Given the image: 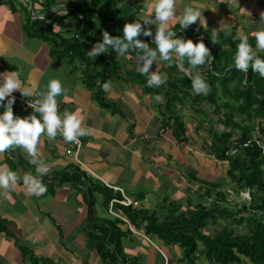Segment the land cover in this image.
Here are the masks:
<instances>
[{"label":"crops","instance_id":"0c3cea01","mask_svg":"<svg viewBox=\"0 0 264 264\" xmlns=\"http://www.w3.org/2000/svg\"><path fill=\"white\" fill-rule=\"evenodd\" d=\"M94 1L97 0H0V73L19 71L20 79L37 92L45 91L50 79H60L68 91L57 98L59 112L79 111L83 126L93 129L90 135L80 137L82 147L78 154L74 144L62 136L49 140L42 135L38 149L49 167L42 180L49 189L39 196L29 193L23 184L25 173L36 174L23 148L14 146L0 153V169L15 171L18 176L16 185L7 189L0 187V264H36L33 257L40 260L39 264H105L90 234L93 227L102 226L98 223L104 221L105 214L112 216L110 206L104 203L105 196L99 189H94L90 197L80 176L81 184H78L62 181L65 174L76 172L78 175L77 170H81L104 187L122 189L138 206L150 207L149 210H156L161 217L170 214L171 204L187 211V194L199 188L188 183L192 173L201 172V162L192 161L200 154L191 149L199 143L193 128L198 122L194 120L187 126L190 140L188 150H184L185 146L178 142L170 126H165L167 118H171L170 125L175 121L167 108L168 98L163 94L164 101L156 102L138 82L141 77L137 80L131 75L140 73L136 59L130 58L125 75H108L95 82L103 89V83L111 81L109 90L103 89L109 108L99 103L89 86L86 62L59 63L50 55L49 26L55 21L53 32L73 37L78 16L75 8L85 9ZM143 3L144 0H117L115 6L131 8V12L139 10L143 20ZM187 5L199 9L203 15V24L197 20L187 28L190 32L202 29L237 39L240 34L254 38L251 33L264 28V0H176L177 16ZM117 21L107 26L121 24V20ZM123 21L131 23L132 20L127 17ZM169 24L174 30L179 22L173 18ZM166 65L162 62L157 66L154 62L150 71L164 72ZM13 94L21 93L17 90ZM152 100L156 106L153 110L149 107ZM193 137L198 140L193 141ZM206 152L202 153L207 156L204 159L208 165L207 161L212 158ZM142 194H145L143 200ZM113 212L127 218L120 210ZM143 229L124 241L126 252L142 256L145 264H167L164 246L159 247L157 240L149 243ZM25 251L28 252L25 254ZM174 252L182 256L179 248Z\"/></svg>","mask_w":264,"mask_h":264},{"label":"trees","instance_id":"16d2710c","mask_svg":"<svg viewBox=\"0 0 264 264\" xmlns=\"http://www.w3.org/2000/svg\"><path fill=\"white\" fill-rule=\"evenodd\" d=\"M116 3L117 0H97L85 9L75 8L78 16L73 37L66 38L53 32L55 21L47 30L51 38L47 40L50 55L59 63L75 65L78 60L86 62L89 67L87 82L95 91L96 99L105 107L111 105L106 101L103 89L97 87L95 82L108 75H125L126 64L136 59V52L130 50L128 55L120 57L109 49V52L93 58L87 55V51L102 40L105 30L114 37L123 36V28L129 23L123 19L130 17L131 23L137 19L143 23L139 10L131 12L130 7L117 9ZM117 20H121V24L107 26L109 22ZM40 24L42 22H38ZM145 28H151L155 34V26L145 25ZM173 31L179 33L177 37L192 39L194 43L203 40L212 57L217 51L214 62L209 58L204 65L193 69L185 58L182 64L184 70L180 71L179 64H175L177 73L174 76L167 67L161 72L167 75V82L153 88L147 86V76L137 72L131 75L136 79L141 77L137 80L145 85L146 94L153 97L166 95L169 113L174 115L172 108L179 104V107L188 108L193 120L200 123L197 130L202 132L203 126L209 125L211 140L209 138L202 152L208 150L206 154L212 159L206 160L208 165H205V159L201 161L204 172L201 170L197 174L195 171L189 176L188 183L199 188L187 194V211L181 213L180 205L171 204L170 214L161 217L142 205L126 207L117 204L116 208L127 216L129 223L115 217L110 220L105 218L98 223L102 224L101 227H93L90 237L94 243L97 242L96 251L105 264H145L142 256L129 255L124 243L142 227L149 243L157 240L159 247L164 246L167 264H199L202 258L210 264H264V77L251 68L248 72L235 68L234 56L239 41L234 36L223 33L214 35L202 29L190 32L187 28L182 29L180 24ZM199 36L204 37L195 41ZM213 36L215 42L211 39ZM139 39L149 43L152 48L156 47L151 36L141 35ZM249 43L255 48V38H249ZM258 55L264 58V54ZM94 71L98 72L92 75ZM195 74H200L209 84L207 95L193 93L191 77ZM186 100L190 105L185 103ZM169 118L165 126H170L175 138L184 146L190 140L187 125L180 117H175L170 125ZM200 156L207 158L204 154ZM206 171H209L208 175H204ZM77 172L78 175L76 172L65 174L62 181L81 184L80 176L89 196L92 197L94 189H99L108 207L116 197L123 199L120 192L92 181L94 179L81 170ZM203 175L204 179L200 181L197 176L202 178ZM227 179L234 186H229ZM248 193L249 197H243L242 203L233 198ZM144 195H141V200ZM124 225L126 229H122ZM175 248L182 252L181 257L174 252ZM33 258L36 264L40 263L38 258Z\"/></svg>","mask_w":264,"mask_h":264},{"label":"clouds","instance_id":"9594fccd","mask_svg":"<svg viewBox=\"0 0 264 264\" xmlns=\"http://www.w3.org/2000/svg\"><path fill=\"white\" fill-rule=\"evenodd\" d=\"M175 4L176 0H144L143 23L137 19L135 22L125 24L123 36L114 37L105 30L102 40L95 43L91 50L87 51V55L96 58L100 54L109 52V49H112L120 57L128 55L130 50L136 52L138 71L147 76L149 88L159 87L167 82L166 74L150 71L154 62L158 66L160 63L170 61L173 58L181 62L187 58L193 69L204 65L209 58L213 59L214 57L210 54V49L203 40L194 43L192 39L186 40L183 37H177V33L171 30L169 24L173 18L179 22L182 29L188 28L197 20L203 24L201 21L202 12L191 5H187L182 13L177 16ZM53 11L58 10L53 9ZM262 21H264V14H262ZM145 25H156L155 34L153 35L151 28L146 29ZM141 35L153 37L156 47L152 48L149 43L139 39ZM251 35L255 38V48L249 43L247 34L238 35L239 43L236 45L234 66L242 72H248L251 68L253 72L264 77V58L258 55V52H264V28L252 32ZM211 39L215 42L214 36ZM20 76L21 73L17 70L0 73V108L3 109L0 112V153L14 146L23 148L30 157L29 163L35 166L36 173L35 175L31 172L25 173L22 177L23 184L29 193L39 196L47 191V186L43 183L42 178L49 172V167L41 159L38 149L42 135H46L49 140H54L59 135L66 142L78 144L79 138L90 135L93 129L83 126V117L79 111L65 110L63 113L59 112L57 98L65 95L68 91L60 79H50L45 86L46 90L37 92L32 86L25 84ZM191 84L194 94H208L210 86L200 74L191 77ZM110 87L111 81L103 83L105 91H108ZM17 90L23 97L31 98L28 100V107L33 110L31 115L26 117L15 115L18 113L13 110L16 103V97L13 93ZM154 99L159 103L163 102L165 98L157 94ZM17 182L18 176L15 171L0 169V187L7 189L16 185ZM122 196V200H124L126 197L124 192ZM131 201L133 205L130 206H138V203ZM115 210L119 211L116 206ZM116 214L118 216L111 213L115 218L128 221L127 218Z\"/></svg>","mask_w":264,"mask_h":264},{"label":"rangeland","instance_id":"374dc122","mask_svg":"<svg viewBox=\"0 0 264 264\" xmlns=\"http://www.w3.org/2000/svg\"><path fill=\"white\" fill-rule=\"evenodd\" d=\"M73 35L75 34V32L74 33H72ZM252 38V37H251ZM177 63L179 64V70L181 69V70H184V67L182 66V64H184L185 63V60H183L182 62L181 61H178L177 59L176 60H170V61H167L165 64H167V67L169 68L168 70H170V71H168L169 73L170 72H172L173 73V75L175 76V74L174 73H177V69L174 67L175 66V64H176V66H177ZM188 65V64H187ZM180 70V71H181ZM156 71H158L159 72V69H157ZM98 72V71H97ZM97 72L96 71H94V72H92L91 74L92 75H95V74H97ZM172 79V78H171ZM173 80V79H172ZM169 86H170V84H169ZM144 89L146 88L145 87V85H143L142 86ZM165 93V92H164ZM164 96H166V95H164ZM167 97V96H166ZM151 106H149L150 107V109L151 110H153V107L155 108L156 106H155V104H154V101L152 100L151 101ZM185 103H188V105H190V102L188 101V100H186L185 101ZM178 106H179V104L178 105H175L172 109L174 110V117H180L181 118V120L188 126V125H190L189 123H193L194 122V120L191 118V115H190V111H188V108H184V107H181V109L182 110H180V107H179V109H178ZM185 110V111H184ZM156 111H158L157 110V108H156ZM167 111V110H166ZM157 114V113H156ZM158 114H159V112H158ZM157 114V115H158ZM159 117H161V115L159 114L158 115ZM191 119H192V121H191ZM198 122V121H197ZM198 124H200L199 122H198ZM166 127H168V126H166ZM193 128H194V132L195 133H197L198 135H199V143H195V145H193V146H191V149L193 150V153H195V154H200V155H203V153H202V150H201V148L203 147V146H206V142L208 143V141L207 140H209L208 138H210V140H211V137H208V136H211V135H209L208 134V131H209V125L208 124H206L205 126H203V128H204V130L202 131V132H200L199 130H197L196 128H197V125L195 126V124L193 125ZM208 134V135H207ZM189 137V136H188ZM198 138L196 139L195 137H193V141H196V140H198ZM190 139V138H189ZM192 141V142H193ZM203 141H205V144L203 145ZM189 143H186V144H184V146H185V149L184 150H186V149H188V147H187V145H188ZM198 145V146H197ZM184 153H185V151H184ZM200 155H198V156H196L195 155V158H194V160H192L193 162H201L203 159H204V157L203 156H200ZM192 157H194V155L192 156ZM226 165H229V163H226ZM214 166V165H213ZM213 166H211V168H213ZM203 168H201V170H202ZM203 171V170H202ZM204 172V171H203ZM208 173H209V171H206L205 173H204V175L206 174V175H208ZM188 174V173H187ZM204 175L203 176H201L202 178H200V176H197L199 179H200V181H202L203 179H204ZM225 177V179H226V176H224ZM226 182L229 184V180L227 179L226 180ZM199 184V183H198ZM234 186L232 183H230L229 184V186ZM228 187V186H227ZM246 195H242V194H240V196H238V197H236V196H234L233 198L235 199V201H239L240 203H242L243 202V197H245ZM247 197V196H246ZM148 209H150V207H148ZM152 211H155L156 213H157V215L158 216H160L159 214H158V212L156 211V210H153V209H151ZM181 210H183V208L181 209ZM181 210H180V212H181ZM182 213V212H181ZM106 215V219L107 220H110V219H114V217H112V216H110L109 214H105ZM168 214H166V216H167ZM220 228V227H219ZM154 239L155 238H153V241H154ZM154 243V242H153ZM158 246H160L159 244H158ZM207 262L209 263V261H207L205 258H202L201 259V261L199 262V264H207Z\"/></svg>","mask_w":264,"mask_h":264},{"label":"built area","instance_id":"2783aa9c","mask_svg":"<svg viewBox=\"0 0 264 264\" xmlns=\"http://www.w3.org/2000/svg\"><path fill=\"white\" fill-rule=\"evenodd\" d=\"M13 95L16 97V103L13 106V110L16 113H18V114H20V115H22L24 117H26L28 115H31L33 110L30 107H28V100L31 99V98L23 97L22 94H13ZM37 115H39V114H37ZM160 133L163 134L164 130H162ZM79 140H80V142L78 144L75 143V142H72V144H74V151H75L76 154L79 153V151H80V149L82 147L81 139L79 138ZM109 188L115 190L116 192H121L123 194V190L122 189L113 188V187H110V186H109ZM246 196L249 197V193L246 194ZM117 204H122L124 206H130V205H133V202L127 197H125L124 200H119L118 198L113 199L111 201V203H110V212L113 215H116V216H118V215L115 214L113 211L115 210V206ZM134 204L136 205V203H134ZM125 221H127V220H125Z\"/></svg>","mask_w":264,"mask_h":264},{"label":"water","instance_id":"95a60500","mask_svg":"<svg viewBox=\"0 0 264 264\" xmlns=\"http://www.w3.org/2000/svg\"><path fill=\"white\" fill-rule=\"evenodd\" d=\"M216 53H217V51H216ZM216 53H215V55H214V59H215Z\"/></svg>","mask_w":264,"mask_h":264}]
</instances>
